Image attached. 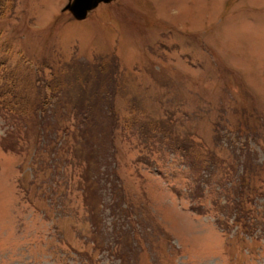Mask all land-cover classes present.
<instances>
[{"label":"rangeland","instance_id":"obj_1","mask_svg":"<svg viewBox=\"0 0 264 264\" xmlns=\"http://www.w3.org/2000/svg\"><path fill=\"white\" fill-rule=\"evenodd\" d=\"M1 1L0 264H264V0Z\"/></svg>","mask_w":264,"mask_h":264},{"label":"trees","instance_id":"obj_2","mask_svg":"<svg viewBox=\"0 0 264 264\" xmlns=\"http://www.w3.org/2000/svg\"><path fill=\"white\" fill-rule=\"evenodd\" d=\"M0 2L3 3V1L1 0ZM12 85H13L12 83L8 82L4 74L0 73V105L3 106L11 114L19 116L21 118H25L27 116L31 118L29 114L31 110L30 105L26 101L20 99L17 95H12L13 92ZM2 144L4 145V148L7 150L6 148L7 145H5L6 143L4 142V139L2 140ZM87 188L88 187H86L85 190ZM87 191L89 192L88 189ZM90 218L93 223V226H95L96 228L95 231L98 230L97 223L94 221V216L92 214L90 215Z\"/></svg>","mask_w":264,"mask_h":264},{"label":"water","instance_id":"obj_3","mask_svg":"<svg viewBox=\"0 0 264 264\" xmlns=\"http://www.w3.org/2000/svg\"><path fill=\"white\" fill-rule=\"evenodd\" d=\"M112 1L114 0H70L65 10H69L75 19L84 20L101 3H110Z\"/></svg>","mask_w":264,"mask_h":264}]
</instances>
